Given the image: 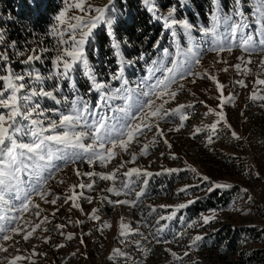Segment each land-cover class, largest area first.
<instances>
[{
  "label": "rangeland",
  "instance_id": "1",
  "mask_svg": "<svg viewBox=\"0 0 264 264\" xmlns=\"http://www.w3.org/2000/svg\"><path fill=\"white\" fill-rule=\"evenodd\" d=\"M38 1L0 0V28L5 32L7 39L17 41L18 47L27 44L30 48L39 46L51 49L56 44V38L49 33L52 26L57 24L55 17L66 7L64 0H53L57 10L52 14L51 12L42 14V11L38 14L35 8ZM126 1L118 0L117 7L123 13L121 19L124 20L125 26H129L131 12L124 5ZM139 1L141 8H144L142 0ZM71 2L72 0H69V3ZM90 2L96 6H103L107 0H90ZM157 3L162 12H165L169 5H177V17H187L198 28L209 24L207 16L209 0H193L194 4L200 6L199 16L191 13L188 15L187 8L191 7L189 3L188 7H181L179 0H157ZM257 3L258 0H245L243 7L249 23L245 31L259 39L260 29L255 23ZM231 6L232 0H228L227 9ZM134 12V26L130 27V30L128 27L120 26L115 34L121 41L123 58L131 61L130 64L124 65L123 75L128 81V86L133 89L140 84L155 83L156 78L165 74L163 71H158L151 80L148 79L147 70L151 66V61L161 59L163 48H168L172 54L164 61L167 67H171L169 61L178 58L175 55L177 45L173 43L170 34L163 29L162 22H157L146 11H137L135 8ZM74 15H80V13L76 9H69L66 19ZM193 36L202 57L201 63L194 66L193 70L201 75L205 71L215 75L225 85L224 96L231 94L234 97L232 103H226L223 107L227 123L221 121L217 125V132L211 133L210 125L219 117L214 112L209 113L208 110L220 111L217 107L220 103L219 93L214 82L195 76L181 80L178 75V84H183L184 87L178 90L176 99L170 100L165 108L172 109L178 104L192 105L185 109L189 119L184 121V127L179 131H169L179 125L178 115L169 117L166 121H160L159 126L164 133L163 137L158 136L155 129L146 131L145 135L138 137V143L134 142L131 145L128 153L121 152L107 167L99 163L89 166L86 162L69 164L65 167L62 161L54 160L55 168L49 170L52 177L48 179L45 187L49 193L48 200L57 197L59 199L56 205H52L33 194V203L40 205L39 216H36L37 209L34 207H30L28 212H17L0 205V215H7L9 218L19 217L16 223L24 229V232L19 235L9 232L8 234L13 237L11 240L0 239V246L7 248V251H0V264H9V261L16 256L25 258L17 261V264H181L180 261L173 259L169 250L175 251L183 258L182 264H231L233 262V264H254L244 257L254 249L264 248V106H262L264 100H251L250 96L254 90L264 95V86L255 84L257 78L264 79V65L260 63L264 59V53L252 56V63L248 65L251 72L245 75L244 65L241 66L239 73L231 67L241 63L238 57L243 56L247 59L246 54L239 48L234 47L231 53L225 51L217 55L215 52L208 51L211 47L210 36H205L199 31H194ZM111 40L112 37L106 34L105 27L98 26L94 32V38L85 45L86 54L98 80L107 82L110 85L107 89L109 91L121 86V81L110 79L121 66L117 56L114 55ZM158 40L160 47H153ZM179 44L181 48H186L188 46L186 37L181 35ZM141 54L144 55V59L139 58ZM43 55L51 58L55 53L49 51ZM13 59L16 58L13 57ZM224 61H227V64ZM37 66L42 72L47 73L52 67L51 60L45 59ZM15 67L17 71H21L25 66L16 64ZM225 67H228L229 71H221ZM75 79L77 81L75 92L66 84L64 92L57 94L58 96L66 95L67 102L62 101L57 105L50 99L40 101L48 119L58 121L60 113L68 114L70 102L77 96H83L95 106L99 93L90 91V82L83 75L82 70L75 73ZM193 80L195 83L192 82ZM237 80H244L247 87L237 85ZM178 84L172 85V88L177 89ZM50 85L51 82H48L45 87L49 88ZM146 90L145 86L139 91ZM141 99H147V97ZM156 103L159 104L161 101L156 100ZM123 104L124 101L118 99L112 106H123ZM104 111L109 117L114 115L109 108H105ZM115 115L119 118L118 113ZM39 118L44 119V117ZM197 127L202 131L194 137L192 133ZM57 131H63V129H57ZM232 132H235L239 139L233 137ZM210 135H212V142L208 139ZM154 137L156 142L150 144ZM164 139H167L171 145L170 148L163 142ZM84 142L91 143V140L86 139ZM144 144H150L148 154L139 155ZM129 153H136L137 160L135 163L126 164L120 170L115 182L117 187L127 180L122 173L129 168L139 167L152 173L151 176L132 178L134 182L130 187L134 189V192L140 191L141 188L145 191V195L140 198L136 207L111 203L116 200L134 199V192L128 197L116 196L107 191L112 187L113 182L100 180L99 177L92 178L96 181L92 190H83L86 197L92 198L91 203L85 199L79 201L83 212L71 208L70 203H63L72 185L90 182L88 177H78L76 168L81 173L91 171L107 173L118 167L121 161H130ZM193 168L196 169L195 172L191 171ZM165 169L177 171L169 172ZM44 176H48V172H45ZM203 176L209 177V180L203 181ZM22 180L27 190L31 191L28 185L34 183L35 178L24 174ZM145 180L147 184L143 183ZM214 184L229 185L227 188L214 191L231 192L233 194L231 202L227 206L188 213V208L197 201H206V198L214 192H209L207 189ZM186 186L192 187H188L187 192L179 191ZM76 190L80 191V189ZM22 199L23 197L11 203L19 208ZM190 200L194 202L179 211L176 210V206ZM56 208H59L58 212L55 211ZM94 209L99 216L98 220L90 219ZM54 212L55 215H53ZM173 212H175L174 216H172ZM212 215H215V219L207 225L203 224L202 218ZM162 216H171V219L162 220ZM45 217L48 218V222L42 223ZM75 221H82V223L76 224ZM121 222L132 229L129 235H120ZM0 223L6 227L13 226L7 220ZM105 223L110 224L111 227H103ZM36 224H40L41 227L29 240L25 241L23 235L31 231ZM57 225L65 227L59 229ZM161 228L163 231H158ZM226 229L228 231H225ZM259 231L261 234L256 235ZM68 233L74 235L72 240L66 239ZM235 234L237 236L231 249L221 253L223 241ZM3 235L4 233H0V237ZM196 235H201L202 241L198 246L189 248V244ZM45 237L50 238L47 243H45ZM81 238L84 240L83 244L80 243ZM157 240L161 242L157 243ZM61 244L65 246L56 247ZM114 249H119L124 255H116ZM185 251L189 252L186 257L183 255Z\"/></svg>",
  "mask_w": 264,
  "mask_h": 264
},
{
  "label": "snow or ice",
  "instance_id": "2",
  "mask_svg": "<svg viewBox=\"0 0 264 264\" xmlns=\"http://www.w3.org/2000/svg\"><path fill=\"white\" fill-rule=\"evenodd\" d=\"M142 3L145 11L150 13L157 22H162L163 29L172 37L173 43L177 45L175 55L178 58L169 61L171 67H167L164 61L172 54L168 48H163L161 59L151 61V66L147 70L148 79L151 80L158 71H163L165 74L156 78L155 83L140 84L135 89L129 87L128 81L124 79V65L130 64L131 61H126L123 58L121 41L115 35L117 29L124 23V20L121 19L123 13L117 7L118 0H107L103 6L93 5L90 0H72L71 3L69 0H64L66 7L55 17L57 24L52 26L49 33L56 38V44L51 49L39 46L30 48L27 44L18 47L17 41L7 39L5 32L0 28V205L9 208L10 211L15 210L17 212H28L30 207H34L37 209L36 216H39L40 205L33 203V194L39 196L45 203L52 205H56L59 199L57 197L48 200L49 193L45 187L48 179L52 177L49 170L55 168L54 160L62 161L65 167L69 164L76 165L78 162H86L89 166L99 163L107 167L121 152L128 153L131 145L134 142L138 143V137L145 135L146 131L155 129L156 134L163 137L164 133L159 126L160 121H166L169 117L178 115L179 125L174 129H169V131H179L184 127V121L189 119L185 109L192 107V105L178 104L172 109L165 108L170 100L176 99L178 90L184 87L183 84H178V75L181 80L195 76L200 79L207 78L214 82L219 93L220 103L217 107L220 111L208 110L209 113L214 112L219 117L215 123L210 125L211 133L217 132V125L221 121L227 123L223 107L226 103H232L234 97L231 94L227 97L224 96L225 85L215 75L207 71L201 75L193 70L194 66L201 63L202 59L193 32L199 31L205 36H210L211 47L208 51L215 52L217 55L225 51L231 53L234 47L239 48L246 54L247 59L243 56L238 57L241 63L231 67L239 73L241 66L244 65L243 72L247 75L251 72L248 65L252 63V56L264 53V0H258L255 8L257 14L255 23L259 25L260 29L259 39L245 31L249 27L248 17L243 7L245 0H232V6L227 10L224 9L222 0H209L210 7L207 13L209 24L199 28L187 17H177V5H169L167 10L162 12L157 0H142ZM179 4L181 7H187V0H179ZM69 9H76L80 15L66 19ZM98 26H104L106 34L112 37L111 47L121 65L118 72L110 77L111 80L121 81V86L110 91L107 90L110 87L107 82L98 80L85 51V45L94 38V32ZM181 35L187 39L188 46L186 48L180 47ZM153 47H160L159 40ZM49 51L55 53L54 57L48 58L43 55ZM139 58L144 59V55L141 54ZM45 59H50L52 65L51 70L47 73L42 72L37 66L42 64ZM224 63L227 64V61ZM260 63L264 65V59ZM16 64L25 67L21 71H17ZM78 70H82L83 75L90 82V91L99 93L95 106L91 105L83 96H77L70 102L71 107L68 114L60 113L58 121L48 119L45 115L46 110L42 108L40 101L50 99L57 105L61 104L62 101L67 102L68 97L66 95L58 96L57 94L64 92L66 84L75 92L77 89L75 73ZM221 71L227 72L229 68L225 67ZM48 82H51V85L46 88L45 85ZM192 82L195 83V80ZM174 84H178V88L175 90L172 88ZM236 84L240 87H247L244 80H237ZM255 84L264 86V79L257 78ZM145 86L147 87L146 91H139ZM142 97H147V99H141ZM118 99L124 101L123 106L113 107V102ZM250 99L264 100V95L254 90ZM156 100H160L161 103L157 104ZM105 108H109L114 115L109 117L104 111ZM116 113L119 114V118L115 115ZM39 117H44V119ZM57 129H63V131H57ZM201 131L202 129L197 127L192 135L195 137ZM232 136L239 139L235 132H232ZM86 139H90L91 143L86 144L84 142ZM208 139L209 142H212V135ZM155 142L154 137L150 144ZM163 142L168 144L169 148L171 147L167 139H164ZM150 144L142 145L139 155H147ZM129 154L131 155L130 161H121L118 167L107 173L95 171L81 173L76 168V175L88 177L90 182L72 185L69 194L65 195L63 203H70L71 208L83 212L79 201L85 199L88 203L92 202V198L86 197L83 190L93 189L96 183L92 179L93 177H99L103 181H112V187L108 188L107 191L116 196L128 197L132 195L134 192V189L130 187L134 182L132 178L151 176L152 173L139 167L129 168L122 173L127 180L123 181L120 187H117L115 182L120 170L126 164L135 163L137 160L136 153ZM173 158H175L174 155ZM165 171L175 172L177 170L165 169ZM191 171L195 172L196 169L193 168ZM45 172H48V176H44ZM24 174L35 178V182L28 185L31 191L27 190L24 181L21 179ZM202 180L207 181L209 177L203 176ZM143 183L147 184V180ZM188 187L192 186H186L179 191L187 192ZM227 187L229 185L214 184L210 185L207 190L212 192L215 189ZM76 189H80V191ZM144 195L145 191L141 188L140 191L134 192V199L116 200L111 201V203L136 207ZM21 197H23L21 206L16 208L11 201L21 199ZM193 202L190 200L187 203H181L176 206V210L179 211ZM55 211L58 212L59 208H56ZM174 215L175 212L172 213V216ZM18 219L17 216L9 218L7 215H0V221L7 220L10 225H13L6 227L0 223V233H4L0 239L4 241L13 239L12 235L8 234L9 232L17 235L24 232V229L16 223ZM90 219H99L95 209ZM161 219H171V216H162ZM214 219L215 215L204 216L202 218L203 224L207 225ZM46 222H48L47 217L42 223ZM74 223L80 224L82 221H75ZM40 227V224H36L31 231H27L23 235V239L29 240ZM56 227L62 229L65 226L57 225ZM103 227H111V225L105 223ZM119 228L121 236H127L132 232L129 225L123 222L120 223ZM158 231L162 232L163 228ZM73 238L74 235L71 233L66 235L68 240ZM49 239V237H45V243ZM202 239L201 235H196L188 247L198 246ZM160 242L157 240V243ZM80 243H84L83 238L80 239ZM64 246L61 244L56 247ZM0 251H7V248L0 246ZM113 251L116 255H124L119 249ZM169 251L173 259L182 264L183 258L178 256L175 251ZM183 255L186 257L189 252L185 251ZM22 259L25 258L16 256L9 261V264H17V261Z\"/></svg>",
  "mask_w": 264,
  "mask_h": 264
},
{
  "label": "trees",
  "instance_id": "3",
  "mask_svg": "<svg viewBox=\"0 0 264 264\" xmlns=\"http://www.w3.org/2000/svg\"><path fill=\"white\" fill-rule=\"evenodd\" d=\"M188 3L191 4V7L187 6L188 7L187 8L188 15L191 13V14H194L196 16H199L198 13H200V6L199 5L197 6L196 4H194L193 0H187V5H188ZM222 3L224 5V9L227 10L228 0H222ZM124 5L126 6V9L131 12L132 17L130 16V18H129V21H128L129 26H125V22H124L121 27L122 28L128 27L129 28L128 30H130L131 29L130 27L134 26V24H135V21L133 19L134 14H135L134 9L136 8L137 11H145V9L141 8V3L139 0H127L126 2H124ZM35 8H36L38 14L40 11H42L41 12L42 14L44 12L45 13L51 12V14H52V13H55L57 10L56 6L54 5L53 0H39L35 4ZM139 25H141V24H139ZM21 179H22V177H21ZM232 198H233V194L231 192L227 193V192H223V191L220 192V191L216 190L212 194H210V196H208V198H206V201H197L195 204H193L191 207H189L188 213H194L195 211L200 212L201 210H205L206 208H215L218 206H227L231 202ZM191 216H192V214L190 215V217ZM225 231H228V229H226ZM260 234H261L260 231L256 233V235H260ZM236 236H237L236 234L232 235L230 238L227 237V239L223 241V245L220 248L221 253L228 252L231 249V247L234 244ZM244 258H246L247 261H250V262L252 261L254 264H264V248L254 249L249 253V255H247ZM233 263H231V264H233ZM228 264H230V263H228Z\"/></svg>",
  "mask_w": 264,
  "mask_h": 264
}]
</instances>
